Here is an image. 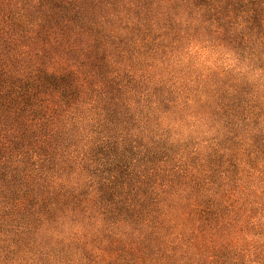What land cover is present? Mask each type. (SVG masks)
Wrapping results in <instances>:
<instances>
[{
    "label": "trees",
    "instance_id": "1",
    "mask_svg": "<svg viewBox=\"0 0 264 264\" xmlns=\"http://www.w3.org/2000/svg\"><path fill=\"white\" fill-rule=\"evenodd\" d=\"M0 264H264V0H0Z\"/></svg>",
    "mask_w": 264,
    "mask_h": 264
}]
</instances>
